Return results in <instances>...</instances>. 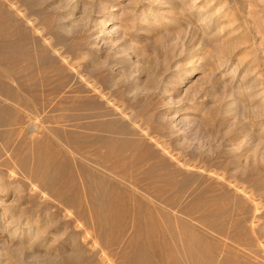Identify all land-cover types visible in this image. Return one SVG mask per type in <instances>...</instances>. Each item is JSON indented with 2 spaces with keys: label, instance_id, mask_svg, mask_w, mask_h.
<instances>
[{
  "label": "rangeland",
  "instance_id": "rangeland-1",
  "mask_svg": "<svg viewBox=\"0 0 264 264\" xmlns=\"http://www.w3.org/2000/svg\"><path fill=\"white\" fill-rule=\"evenodd\" d=\"M0 264H264V0H0Z\"/></svg>",
  "mask_w": 264,
  "mask_h": 264
}]
</instances>
